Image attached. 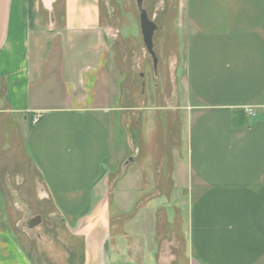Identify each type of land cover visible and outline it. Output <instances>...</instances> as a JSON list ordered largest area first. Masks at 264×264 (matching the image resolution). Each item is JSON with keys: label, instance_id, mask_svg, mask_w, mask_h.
<instances>
[{"label": "crops", "instance_id": "crops-1", "mask_svg": "<svg viewBox=\"0 0 264 264\" xmlns=\"http://www.w3.org/2000/svg\"><path fill=\"white\" fill-rule=\"evenodd\" d=\"M93 1L0 0V264H264V0L186 1L142 138Z\"/></svg>", "mask_w": 264, "mask_h": 264}, {"label": "rangeland", "instance_id": "rangeland-1", "mask_svg": "<svg viewBox=\"0 0 264 264\" xmlns=\"http://www.w3.org/2000/svg\"><path fill=\"white\" fill-rule=\"evenodd\" d=\"M60 1L62 0H59V4ZM186 1L143 0V8L158 26L154 36V51L158 58L155 71L153 62L143 45L135 0H94L92 3L91 9L96 12V21L109 35L108 45L115 55L113 65V77L117 85L115 95L119 108L122 110L125 128L129 130V133L138 130L141 138L144 132L143 122L148 121L150 115L161 114L168 121L167 116L173 114L171 112L173 107L170 105L176 103L171 100L174 89L171 83L173 73L171 62L174 57L182 56L185 52L184 42L187 33L184 5ZM190 1L193 2V0ZM160 2L164 4L163 7L156 9L155 5ZM57 13L64 14V11ZM150 120L148 131H152L150 124L153 119ZM168 125V123L165 124L164 130L170 129L172 132L178 129V127L175 128L176 122L170 123V128ZM11 209L14 213L12 207ZM33 209L35 210L36 207ZM41 213L47 218V209H42ZM43 226L45 232L49 234L55 223L47 218Z\"/></svg>", "mask_w": 264, "mask_h": 264}, {"label": "water", "instance_id": "water-1", "mask_svg": "<svg viewBox=\"0 0 264 264\" xmlns=\"http://www.w3.org/2000/svg\"><path fill=\"white\" fill-rule=\"evenodd\" d=\"M135 4L137 10L139 12V28L141 31L143 45L146 49V52L150 56L153 62L154 71L157 69L158 58L154 51V36L156 31L158 30L157 24L154 20L150 19L147 11L143 8V0H135ZM53 13L50 14V22L53 23ZM133 157H129L122 166L124 170L125 166L128 165L132 161ZM40 217H36L32 220L30 228H33L39 224Z\"/></svg>", "mask_w": 264, "mask_h": 264}, {"label": "flooded vegetation", "instance_id": "flooded-vegetation-1", "mask_svg": "<svg viewBox=\"0 0 264 264\" xmlns=\"http://www.w3.org/2000/svg\"><path fill=\"white\" fill-rule=\"evenodd\" d=\"M163 3H159V4H156L155 5V7H156V9H160V8H162L163 7ZM36 217H38V216H35L34 218H36ZM34 218H31V217H28L26 220H24V222H23V224H25V228L26 229H29V231H31L32 232V229L30 228V225H31V223H32V220L34 219ZM41 223V220L39 221V224ZM39 224H38V226H39ZM36 236H38L39 235V232L38 231H34L33 232Z\"/></svg>", "mask_w": 264, "mask_h": 264}, {"label": "built area", "instance_id": "built-area-1", "mask_svg": "<svg viewBox=\"0 0 264 264\" xmlns=\"http://www.w3.org/2000/svg\"><path fill=\"white\" fill-rule=\"evenodd\" d=\"M245 113H246L248 116L253 115V112H252V109H251V108H245ZM36 121H37V118L34 117V118L32 119V122L34 123V122H36Z\"/></svg>", "mask_w": 264, "mask_h": 264}, {"label": "trees", "instance_id": "trees-1", "mask_svg": "<svg viewBox=\"0 0 264 264\" xmlns=\"http://www.w3.org/2000/svg\"><path fill=\"white\" fill-rule=\"evenodd\" d=\"M236 114H237V112H236ZM242 124H243V122H242V123H237V122L235 121V118H234L233 125H234L235 127L241 126Z\"/></svg>", "mask_w": 264, "mask_h": 264}]
</instances>
